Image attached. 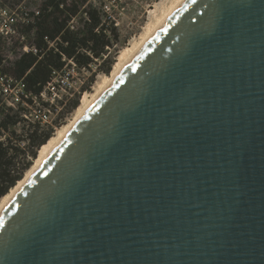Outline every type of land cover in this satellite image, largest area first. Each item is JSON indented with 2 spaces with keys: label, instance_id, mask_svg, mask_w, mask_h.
<instances>
[{
  "label": "water",
  "instance_id": "95a60500",
  "mask_svg": "<svg viewBox=\"0 0 264 264\" xmlns=\"http://www.w3.org/2000/svg\"><path fill=\"white\" fill-rule=\"evenodd\" d=\"M0 264H264V0H183L0 212Z\"/></svg>",
  "mask_w": 264,
  "mask_h": 264
},
{
  "label": "trees",
  "instance_id": "16d2710c",
  "mask_svg": "<svg viewBox=\"0 0 264 264\" xmlns=\"http://www.w3.org/2000/svg\"><path fill=\"white\" fill-rule=\"evenodd\" d=\"M37 10L38 15L30 14L32 23L23 30L33 32L31 43L36 53L22 55L7 69L13 77L23 80L28 92L38 95L48 83L51 71L63 67V59L73 60L80 70L96 66V72L109 75L115 56L108 51L117 45L119 36L114 22L102 8L91 0H41ZM117 51L115 48L114 52ZM93 77L94 74L90 83ZM87 87L80 91H88ZM78 100V97L70 100L68 114L78 107ZM25 111L0 107V139L4 138L0 140V198L22 180L38 150L54 133L38 124L25 123L22 118Z\"/></svg>",
  "mask_w": 264,
  "mask_h": 264
},
{
  "label": "built area",
  "instance_id": "2783aa9c",
  "mask_svg": "<svg viewBox=\"0 0 264 264\" xmlns=\"http://www.w3.org/2000/svg\"><path fill=\"white\" fill-rule=\"evenodd\" d=\"M9 3L12 6H8ZM30 14L37 16V8L28 11L16 1L0 0V107L13 110L24 108L26 111L22 118L25 123L38 124L43 129L55 131L71 115L66 112V97L72 98L71 90L74 89L69 79L80 69L73 60L63 59V67L51 71L48 83L38 95L28 92L22 79H16L7 72L22 55L36 53L31 43L33 32H23L32 23Z\"/></svg>",
  "mask_w": 264,
  "mask_h": 264
},
{
  "label": "rangeland",
  "instance_id": "374dc122",
  "mask_svg": "<svg viewBox=\"0 0 264 264\" xmlns=\"http://www.w3.org/2000/svg\"><path fill=\"white\" fill-rule=\"evenodd\" d=\"M15 1L21 7L31 11L37 8L41 0ZM172 1L175 0H102L101 2L99 0H91L93 5L102 8L104 12L110 16V19L114 22V26L117 29L119 36L118 43L113 49L108 51V54H110V56H115L116 61L124 48H130L132 46L131 44L139 42L143 32H146V26L155 23L162 10H167L170 6L169 3H173ZM8 6H12V4L9 3ZM115 48L118 50L116 53L114 52ZM96 70V66H90L89 70H78V72L69 79V83L73 85L74 89L71 90L73 97H66L68 99L66 102L67 106L70 100L76 97L80 99L85 94L80 91L83 86H88L87 88H89V90L87 93H90L96 85L103 80L105 75L101 72H96ZM93 74V82L90 83L89 80ZM71 115H68L69 119ZM20 146L23 147L24 143L20 144Z\"/></svg>",
  "mask_w": 264,
  "mask_h": 264
},
{
  "label": "bare ground",
  "instance_id": "6f19581e",
  "mask_svg": "<svg viewBox=\"0 0 264 264\" xmlns=\"http://www.w3.org/2000/svg\"><path fill=\"white\" fill-rule=\"evenodd\" d=\"M183 0H175L173 3H169L170 6L167 10H162L160 16L157 18L156 22L152 25L146 26V32H143L142 37L139 42L131 44L130 48H124L119 54L117 60L113 64L109 75L103 77V80L96 85L90 93H85L79 100L78 107L73 111L71 118L59 126L53 133L52 137L46 142V144L41 147L38 152L36 159L34 160L30 169L25 173L21 181H19L16 186L9 191L4 197L0 198V212L3 208L10 202V200L17 194L26 179L34 172V170L42 163V161L52 152V150L63 140L66 136L70 127L80 118L84 111L102 94L105 87L109 82L124 68V66L142 49L143 45L147 39L152 35L172 14V12L179 6ZM167 8V7H166ZM155 12V11H154ZM160 13V12H159ZM154 16V15H153ZM156 16V15H155ZM139 39V38H138Z\"/></svg>",
  "mask_w": 264,
  "mask_h": 264
}]
</instances>
